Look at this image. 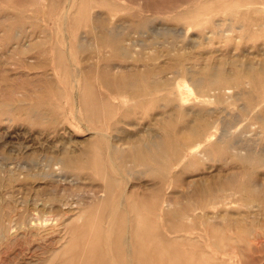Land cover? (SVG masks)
<instances>
[{
  "label": "rangeland",
  "instance_id": "obj_1",
  "mask_svg": "<svg viewBox=\"0 0 264 264\" xmlns=\"http://www.w3.org/2000/svg\"><path fill=\"white\" fill-rule=\"evenodd\" d=\"M0 264H264V0H0Z\"/></svg>",
  "mask_w": 264,
  "mask_h": 264
}]
</instances>
